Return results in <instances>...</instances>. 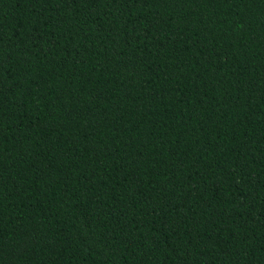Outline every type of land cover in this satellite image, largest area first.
Wrapping results in <instances>:
<instances>
[{"label":"trees","instance_id":"obj_1","mask_svg":"<svg viewBox=\"0 0 264 264\" xmlns=\"http://www.w3.org/2000/svg\"><path fill=\"white\" fill-rule=\"evenodd\" d=\"M0 264H264V0H0Z\"/></svg>","mask_w":264,"mask_h":264}]
</instances>
